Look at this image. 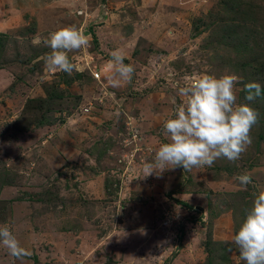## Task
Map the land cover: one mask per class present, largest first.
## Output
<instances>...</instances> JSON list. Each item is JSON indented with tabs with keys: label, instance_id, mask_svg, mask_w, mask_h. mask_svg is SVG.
I'll list each match as a JSON object with an SVG mask.
<instances>
[{
	"label": "rangeland",
	"instance_id": "obj_1",
	"mask_svg": "<svg viewBox=\"0 0 264 264\" xmlns=\"http://www.w3.org/2000/svg\"><path fill=\"white\" fill-rule=\"evenodd\" d=\"M68 26L90 47L68 53L71 75L50 73L43 41ZM113 51L131 83L109 85ZM204 74L241 79L237 102L259 113L251 144L234 162L144 176L179 88ZM249 82L262 88L251 102ZM257 185L264 0H0V225L31 253L0 244V264H244L231 237Z\"/></svg>",
	"mask_w": 264,
	"mask_h": 264
},
{
	"label": "clouds",
	"instance_id": "obj_2",
	"mask_svg": "<svg viewBox=\"0 0 264 264\" xmlns=\"http://www.w3.org/2000/svg\"><path fill=\"white\" fill-rule=\"evenodd\" d=\"M43 43L51 50L42 57L48 72L71 75L75 65L68 53L90 47V37L68 26L51 32ZM111 56L109 64L114 75L109 78V85L119 87L122 82L131 83L134 68L123 63L124 57L119 51H113ZM186 79V85L178 90L182 103L175 105L173 101L175 106L163 122L168 142L161 143L153 161L145 164L144 176L177 167L184 171L212 167L220 158L234 162L252 142L250 131L259 113L250 104L237 102L235 89L241 82L238 76L204 74ZM241 90L249 102L262 95L261 85L256 82L244 84ZM235 179L244 189L253 183L249 173L239 174ZM256 188L250 208L231 237L244 264H264V185ZM0 244L16 259L22 260L31 254L20 246L7 225H0Z\"/></svg>",
	"mask_w": 264,
	"mask_h": 264
},
{
	"label": "built area",
	"instance_id": "obj_3",
	"mask_svg": "<svg viewBox=\"0 0 264 264\" xmlns=\"http://www.w3.org/2000/svg\"><path fill=\"white\" fill-rule=\"evenodd\" d=\"M94 76H96V77H97V76H98V74H97V73H95V74H94Z\"/></svg>",
	"mask_w": 264,
	"mask_h": 264
},
{
	"label": "trees",
	"instance_id": "obj_4",
	"mask_svg": "<svg viewBox=\"0 0 264 264\" xmlns=\"http://www.w3.org/2000/svg\"><path fill=\"white\" fill-rule=\"evenodd\" d=\"M189 206V205H188ZM191 219H196L194 216L193 217H191Z\"/></svg>",
	"mask_w": 264,
	"mask_h": 264
},
{
	"label": "crops",
	"instance_id": "obj_5",
	"mask_svg": "<svg viewBox=\"0 0 264 264\" xmlns=\"http://www.w3.org/2000/svg\"><path fill=\"white\" fill-rule=\"evenodd\" d=\"M218 222H220V221L218 220Z\"/></svg>",
	"mask_w": 264,
	"mask_h": 264
}]
</instances>
